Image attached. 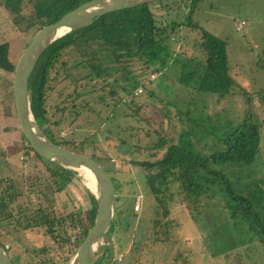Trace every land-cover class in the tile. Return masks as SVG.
Listing matches in <instances>:
<instances>
[{
    "label": "trees",
    "instance_id": "trees-1",
    "mask_svg": "<svg viewBox=\"0 0 264 264\" xmlns=\"http://www.w3.org/2000/svg\"><path fill=\"white\" fill-rule=\"evenodd\" d=\"M87 1L0 0L7 33H18L21 38L13 47L9 41L0 43V72L5 77L0 79V212L4 213L0 214V222L23 215L21 229L42 230L54 242L55 258L67 263L93 224L95 198L87 188L80 191L77 202L84 207L82 214L89 223L78 238L71 240L64 233L63 222L76 219L78 214L67 213L65 206L57 205V198L69 201L67 188L77 171L41 158L23 137L14 109L12 76L19 56L35 33ZM199 2L161 0L105 14L52 43L29 77L32 114L47 137L61 148L86 155L109 171L116 161H125L120 156L112 158L110 146L104 141L107 137L143 150L164 149L155 161H126L135 168L145 203L140 206L138 221L132 215L134 203L131 214L115 212L107 229L111 228L112 233L97 254L110 264L114 255L125 249L121 244L123 234L140 236L130 249L137 260L130 264H140L146 250L156 243L169 248L180 243L176 232L182 222L174 215L180 213L184 219L189 216L199 228L197 217H209L219 197L223 198L222 208L231 225L240 224L264 244V226L258 215L264 192L233 190L216 169L223 163L250 164L259 150V126L246 118L217 127L211 122L214 115L200 108L195 99L197 94L216 98L232 95L235 85L228 74L226 44L200 30L190 19ZM182 3L190 11L185 20L177 22ZM156 7L163 10L162 17L154 13ZM181 27L199 31V40H193L191 48L179 39ZM175 34L178 41L172 39ZM192 48L203 58L193 57ZM154 74H162L185 88V92L174 93L178 101L171 103L169 96L163 97L152 88L154 80L150 76ZM137 89L140 95L135 94ZM168 107L174 111L169 112ZM82 127L86 129L78 132ZM87 127L92 130L89 136L85 135ZM63 129L67 133L61 138ZM139 141H144L142 146ZM16 155L22 156L21 165H27V176L11 168L8 159ZM111 182L115 203L120 202L126 194L122 187L127 183L121 184L116 178ZM115 233L121 234L118 249L114 246ZM39 252H50L48 245Z\"/></svg>",
    "mask_w": 264,
    "mask_h": 264
},
{
    "label": "rangeland",
    "instance_id": "rangeland-1",
    "mask_svg": "<svg viewBox=\"0 0 264 264\" xmlns=\"http://www.w3.org/2000/svg\"><path fill=\"white\" fill-rule=\"evenodd\" d=\"M173 7L175 8L176 4ZM178 11L180 13L176 19L177 22L188 17L190 8L182 3ZM162 12L163 10L157 7L154 9V13L160 17H162ZM173 16L171 14V17ZM190 19L200 30L226 44L228 74L235 82L232 95L216 98L212 94H197L195 99L198 105L200 108L203 107L206 113L214 115L215 122L213 120L211 122L217 127L226 123L234 125L247 118L258 125L260 130L259 150L250 164L223 163L216 165V169L225 175L233 190H242L246 193L264 192V0H200L193 9ZM241 21H245L246 26L241 31H236L235 25ZM7 24L0 5V43L9 41L13 47L18 41L20 42L21 38L18 37V33H7L9 29ZM248 26L250 29L246 32ZM199 37L197 30L193 31L184 27L180 29L179 39L187 43L189 48L193 40L197 41ZM172 39L178 41V34L173 35ZM190 54L196 58H203V54L199 53L196 48H192ZM3 75L4 73L0 72V79L5 78ZM150 79L154 80L151 83L152 88L163 97L169 96L171 103L178 101L174 93L177 95L185 89L166 80L162 74L151 75ZM138 90L136 94L140 95ZM160 106L162 103H158V107ZM167 109L169 112L174 111L172 107ZM83 129L86 128H79L78 132ZM87 130L88 133L85 135L89 136L90 128L87 127ZM66 133L67 130L63 129L60 137H65ZM143 134L141 133L140 137H143ZM96 137L102 141L100 135ZM104 141L110 146L112 158L120 156L121 160L125 161H116L112 171L102 164L109 172L111 179L116 178L121 184L127 183V186L122 187L126 192L125 196L120 198V202L115 203V212L121 211L124 215L131 214L133 203L135 204L137 198L140 199V206L144 205L145 193L137 178L135 168L126 161H155L162 157L164 149L143 150L136 148L133 144H122L115 137H107ZM143 142L139 141L138 144L142 146ZM1 143L5 146V142ZM8 162L14 171L28 175L27 165H21V155H16L14 159L9 158ZM18 168H22V171ZM33 175L32 172L31 176ZM82 188L88 189L87 180L77 172L76 178L67 188L69 201L64 202L61 198H57V205L65 206L67 213L74 211L78 214L79 219L69 218L63 222L64 233L69 234L71 240L78 238L82 231L87 229L89 223V221L87 223L86 215L82 214L84 207L82 208L80 202H77L82 195L80 192ZM262 195L264 196V193ZM216 201L217 204L209 210L211 218L204 215L197 217L199 228L192 224L194 221L189 216L184 219L182 214H175L177 221L182 222L176 232L181 242L171 248L165 244L156 243L146 250L140 264H264V244L258 241V236L246 231L240 224L231 225L232 222L228 216H225L224 208H222L223 198L219 197ZM259 206H262V210L258 212V215L264 226V202H259ZM140 209L134 210L132 215L139 216ZM115 212L113 220L116 216ZM0 214L4 213L0 212ZM18 218L14 216L0 222V245L8 246L6 250L13 264H49L50 257H53L52 264H70V262L55 258L57 252L54 242L42 230L35 228L22 230L20 226L24 224L23 215ZM138 219L139 217L136 218L137 221ZM111 233V228H109L104 240H107ZM123 236L121 244L125 246V249L121 254L116 253L113 257L114 259L121 257V261L113 260L111 264H130L137 260L136 255L130 249L135 240L140 239L139 234L136 233L134 236L123 234ZM114 237V246L118 249V237H121V234L119 236L116 234ZM45 245H48L50 252L43 254L39 252V249ZM91 264L110 263L100 259L97 255Z\"/></svg>",
    "mask_w": 264,
    "mask_h": 264
},
{
    "label": "water",
    "instance_id": "water-1",
    "mask_svg": "<svg viewBox=\"0 0 264 264\" xmlns=\"http://www.w3.org/2000/svg\"><path fill=\"white\" fill-rule=\"evenodd\" d=\"M161 0H90L59 20L38 30L17 60L12 76V96L18 127L33 151L41 158L72 170H88L95 182L92 191L96 212L70 264H91L97 256L115 212L114 188L102 166L90 157L61 148L53 143L35 120L28 96V81L43 52L67 33L89 26L105 14ZM0 264H13L0 245Z\"/></svg>",
    "mask_w": 264,
    "mask_h": 264
},
{
    "label": "bare ground",
    "instance_id": "bare-ground-1",
    "mask_svg": "<svg viewBox=\"0 0 264 264\" xmlns=\"http://www.w3.org/2000/svg\"><path fill=\"white\" fill-rule=\"evenodd\" d=\"M77 172L80 173L87 180L88 189L91 192L94 191L95 182H94V178H93L92 174L88 170H85V169L77 170Z\"/></svg>",
    "mask_w": 264,
    "mask_h": 264
},
{
    "label": "built area",
    "instance_id": "built-area-1",
    "mask_svg": "<svg viewBox=\"0 0 264 264\" xmlns=\"http://www.w3.org/2000/svg\"><path fill=\"white\" fill-rule=\"evenodd\" d=\"M245 24H246L245 21H241V22L237 23V24L235 25V29H236V31H241V30L244 28ZM138 91L141 92V90H138ZM135 94H136V93H135ZM139 209H140V199L137 198V200H136V202H135V204H134V208H133V210L138 211ZM4 248H5V250H6V249H8V246H4ZM6 251H7V250H6ZM114 261H116V262H120V261H121V257H119V258H115Z\"/></svg>",
    "mask_w": 264,
    "mask_h": 264
},
{
    "label": "crops",
    "instance_id": "crops-1",
    "mask_svg": "<svg viewBox=\"0 0 264 264\" xmlns=\"http://www.w3.org/2000/svg\"><path fill=\"white\" fill-rule=\"evenodd\" d=\"M245 26H246V24H245ZM245 26H244V27H245ZM246 29H248V30H246V32H248V31H249V29H250V26H248ZM235 30H236V29H235Z\"/></svg>",
    "mask_w": 264,
    "mask_h": 264
}]
</instances>
